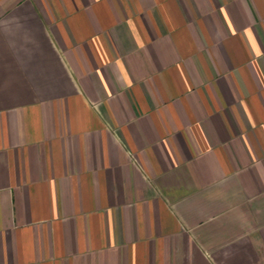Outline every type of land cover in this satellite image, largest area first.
<instances>
[{
  "label": "crops",
  "instance_id": "0c3cea01",
  "mask_svg": "<svg viewBox=\"0 0 264 264\" xmlns=\"http://www.w3.org/2000/svg\"><path fill=\"white\" fill-rule=\"evenodd\" d=\"M0 264H264V0H0Z\"/></svg>",
  "mask_w": 264,
  "mask_h": 264
}]
</instances>
